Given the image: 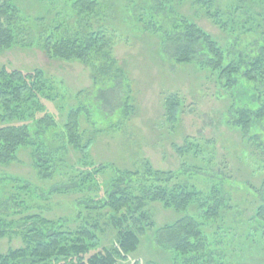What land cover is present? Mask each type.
I'll return each instance as SVG.
<instances>
[{
    "label": "trees",
    "instance_id": "1",
    "mask_svg": "<svg viewBox=\"0 0 264 264\" xmlns=\"http://www.w3.org/2000/svg\"><path fill=\"white\" fill-rule=\"evenodd\" d=\"M127 1L133 8L141 0ZM217 1L192 0V4L227 32L238 37L244 29L241 23H253V32L257 34L256 44L251 41L241 51L237 50L239 47L233 51L236 44L223 47L192 17L172 11L173 19L168 21L167 26L148 15L147 19L141 18L143 27L159 35L163 51L169 45L173 61L196 64L209 73V77L217 81L220 88L229 92L232 90L229 93L231 109L224 115L225 122L238 129L250 142L256 143L255 137L259 136L264 142L261 132V126H264V0H246L252 14H241L238 20L235 19L236 11L233 8L217 4ZM167 2L169 6L160 0L164 8L170 9H174L175 4L185 3L184 0ZM102 4L100 0H71L69 18H61L54 31L43 40L44 49L51 59L84 64L89 67L94 81V86L89 88L84 100L68 108L58 135L55 132L59 129V121L47 111L42 101L57 98L59 89L55 84L49 80L45 82V74L39 70L24 73L0 67V161H13L20 149L27 148L32 165L41 167L49 161L55 162L58 155L63 160V154H66L64 149L69 145L82 155L75 166L89 167L93 165L88 161L89 151L96 134L103 130L100 123L106 127L99 120L117 117L115 126L129 118L133 110L130 97L122 105H117L115 101L117 85L130 86L128 73L112 53V46L104 31L106 25L97 26V20L103 15L100 13ZM238 7L241 5L238 4ZM257 7L261 10L258 13ZM19 12L13 0H4L0 5V49L13 42V31L5 27V20L12 23ZM249 30L252 29L246 31ZM242 83L250 90L247 101L242 94H238ZM165 106L169 121L178 122L181 104L177 94L168 95ZM40 113L42 116L38 119ZM29 120H34L35 124H29ZM53 135L65 139L61 142L64 145H60L59 152L55 145L50 144ZM35 136L36 139L33 138ZM190 146L187 156L198 158L199 148L193 152L191 149L194 146ZM185 166L189 168L178 172L159 170L152 166L133 171L112 167V185L107 196L98 200L90 198L72 225L60 221L59 227H52L51 221L43 216H30L44 222L43 227L29 230L33 234H27L24 247L6 254L0 253V264H119L137 251L145 223L154 226L147 208L151 202L162 203L164 207L180 214L173 223L159 227L154 234L158 243L173 253L172 264H250L243 255L232 250L234 247L231 244L225 247L218 243L217 232H211L212 227L208 226L216 221L223 227L228 219H239L238 213L242 214L243 211L236 194L245 190L255 201L254 213L244 223L248 227L246 239L256 242L248 237L251 235L252 238L264 240V183L259 189L239 185L222 173L213 160L203 166L195 163H186ZM76 172L83 175L80 169ZM8 218H0L1 228L12 226L14 221H8ZM102 222L116 228L118 239L111 248L98 250L100 238L96 230L102 227ZM212 235L214 238H211Z\"/></svg>",
    "mask_w": 264,
    "mask_h": 264
},
{
    "label": "rangeland",
    "instance_id": "2",
    "mask_svg": "<svg viewBox=\"0 0 264 264\" xmlns=\"http://www.w3.org/2000/svg\"><path fill=\"white\" fill-rule=\"evenodd\" d=\"M70 1L13 0L20 12L12 23L5 20V27L13 31V42L0 49V67L24 73L39 70L45 74V82L49 80L59 89L53 101L42 100L47 111L59 121V129L55 132L57 135L61 132L68 108L84 100L89 88L94 86L89 67L76 61L51 59L44 49L45 37L54 31L61 18H69ZM100 1L103 2L100 8L103 15L97 20V26L106 25L104 31L112 46V53L122 62L129 76V87L117 85L115 101L117 105H122L130 97L133 110L128 119L115 126L117 117L98 119L106 127L100 123L103 130L96 134L89 151L88 161L92 162V166H75L82 155L69 145L64 149L66 154H63V160L58 155L55 162L49 161L41 167L32 165L27 148L20 149L13 161H0V218L7 216L8 221H14L11 227H0V253L6 254L24 247L27 234H33L29 230L43 227L44 222L39 221L38 217V222L30 217L34 214L51 221L52 227H59L60 221L65 225L74 224L73 221L82 213L90 198L98 200L107 196L112 185V167L133 171L152 166L178 172L189 168L185 166L186 163L203 166L213 160L222 173L239 185L259 189L264 183V142L261 137H255L257 144L250 142L224 120V115L231 109L229 93L232 90L229 92L220 88L217 81L196 64L173 61L169 45L163 51L161 38L145 30L141 18L147 19L149 15L167 26L168 21L173 19L170 11L189 15L223 47L236 44L233 51L237 47L241 51L247 44L257 43V34L253 32L255 25L248 21L241 23L244 27L241 35L230 34L204 11L198 10L192 0L175 4L174 9L166 7L169 6L167 0H163L166 2L165 8L160 0H141L133 8L127 0ZM3 3L4 0H0V5ZM216 3L233 8L236 20L241 14H252L246 0H218ZM256 9L257 13L261 11L259 7ZM248 29L252 30L246 31ZM243 84L239 85L242 88L238 94H242L247 101L250 90ZM172 93L177 94L181 104L179 121L176 123L169 121L165 106L166 97ZM40 116L41 113L37 118ZM33 122L35 124L34 120L28 121L29 124ZM261 132L264 135L263 125ZM33 138L36 139V136ZM49 141L59 152L65 139L53 135ZM191 144L194 146L191 149L193 152L199 148L196 159L186 154ZM101 165L104 168H99ZM77 169L83 175L76 172ZM236 198L243 211L242 214L238 213L239 219L230 218L223 227L215 221L208 227H212L211 232H217L216 241L221 245L229 247L231 244L234 247L232 250L243 255L250 264H264V240L252 238L251 235L248 237L256 242L246 239L248 227L244 223L254 213V197L240 190ZM147 208L154 226L145 223L137 251L119 264H172L173 253L162 247L154 234L159 227L173 223L180 214L158 202H151ZM195 212L199 213L198 210ZM230 230L238 233L233 234ZM96 231L100 238L98 250L111 248L118 239L116 228L107 222H102V227Z\"/></svg>",
    "mask_w": 264,
    "mask_h": 264
}]
</instances>
